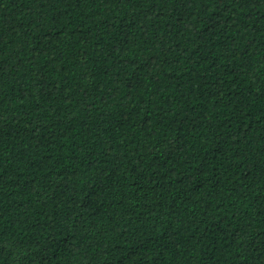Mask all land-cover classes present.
Wrapping results in <instances>:
<instances>
[{
    "label": "trees",
    "instance_id": "trees-1",
    "mask_svg": "<svg viewBox=\"0 0 264 264\" xmlns=\"http://www.w3.org/2000/svg\"><path fill=\"white\" fill-rule=\"evenodd\" d=\"M0 264H264V0H0Z\"/></svg>",
    "mask_w": 264,
    "mask_h": 264
}]
</instances>
